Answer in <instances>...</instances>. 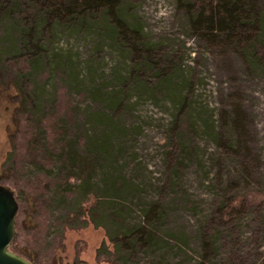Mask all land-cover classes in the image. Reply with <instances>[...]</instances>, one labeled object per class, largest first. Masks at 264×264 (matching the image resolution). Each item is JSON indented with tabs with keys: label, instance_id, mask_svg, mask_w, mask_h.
Masks as SVG:
<instances>
[{
	"label": "rangeland",
	"instance_id": "374dc122",
	"mask_svg": "<svg viewBox=\"0 0 264 264\" xmlns=\"http://www.w3.org/2000/svg\"><path fill=\"white\" fill-rule=\"evenodd\" d=\"M119 2L127 22L139 29L138 42L131 40L140 56L154 64L153 69L144 61H133L123 43L119 46L111 40L107 26L91 19L76 30H59L45 45L49 57L54 51L72 61L70 107L78 106L80 128L95 137L102 131L109 135L104 128L117 130L110 143L114 150L119 145L123 151L118 163L124 172L138 175L147 196L176 177L185 183L191 199L201 203L192 211L169 188L159 195L168 212V227L182 235L177 244L179 259L201 260L205 238L212 242L206 250V264H264V70L224 39L206 42L194 34L175 0ZM256 8L264 19V0H257ZM17 62L0 60V184L14 191L18 203L13 240L37 264H73L75 260L94 264L100 244L112 246L103 228L90 223L68 228L57 220L65 207L52 199L42 224L46 231L36 228L32 216L38 209L36 197L27 185L37 174L38 159L31 149L24 152L23 140H17L16 153L10 138L17 128L19 107L14 83ZM137 70L140 78L133 76ZM54 76L50 69L38 79L43 98L37 105L39 116L49 114L52 86L59 81L57 75L53 82ZM163 81L169 91L153 94L151 89H162ZM176 86L182 87L189 103L178 122L172 120ZM114 96L121 99V105L110 110ZM183 141L192 145V156L182 157ZM11 151L12 160L7 159ZM53 189L49 186L44 198L52 197ZM243 196L255 199L246 213L217 219L219 206ZM137 259L142 263L147 257L139 251ZM96 264L113 263L101 260Z\"/></svg>",
	"mask_w": 264,
	"mask_h": 264
},
{
	"label": "trees",
	"instance_id": "16d2710c",
	"mask_svg": "<svg viewBox=\"0 0 264 264\" xmlns=\"http://www.w3.org/2000/svg\"><path fill=\"white\" fill-rule=\"evenodd\" d=\"M175 1L194 34L206 42L224 39L235 49L246 53L257 67L264 70V19L256 8L257 0ZM125 12L120 8L119 0H0V60H18V65L13 67L19 107L15 112L17 128L10 137L12 147L17 153V140H23L26 142L24 152L31 149L38 159L35 163L37 174L27 185V189L36 197L34 206L38 208L32 216L36 228L46 231L42 224L48 202L52 199L65 207L64 214L57 220L68 228H83L88 223L94 228H103L112 246L109 248L103 241L96 249L94 264L101 260L113 264H206V250L212 242L204 241L205 238L201 244V260L189 262L186 256L182 260L178 258L177 244L182 240V235L178 236L168 227V212L160 202L159 195L169 188L175 195L178 193V198L184 199L185 206L192 211L201 203L191 199L184 188L185 183L176 177L169 179L167 185L161 186L153 196H147L142 182L137 181L138 175L124 172L123 164L118 163L123 151L119 145L114 150L110 143L117 130L104 128L109 135L102 131L99 137H95V134L88 135L80 128L78 106L70 107L72 61L65 53L54 51L49 57L45 49L46 43L53 41L54 34L59 30L65 27L76 30L91 19L95 21L94 24H105L111 40L119 46L123 43L122 47L128 48L133 61H144L149 69H153L154 64L150 65L148 58L140 56L138 47L132 41L138 42L136 36L139 29L127 22ZM50 69L56 74L53 82L57 75L59 81L57 86H52V99L49 101L51 111L39 116L41 111L37 105L43 98L38 79ZM138 74L137 70L133 76L140 78L141 73ZM182 87L176 86L177 91L172 92L175 97L173 103L177 105L172 114L175 122L184 118L181 114L188 103L186 93L182 94ZM156 89H151L155 95L169 91L166 83L162 89ZM122 92L120 90L124 95ZM120 105L121 99L114 96L109 109H118ZM186 110L188 117L190 110ZM93 116L96 120L100 117L98 112ZM171 125L175 126L173 122ZM185 143L183 141L180 147L183 158L193 155L192 145ZM11 154L12 151L7 159L12 160ZM178 165L182 166L181 162ZM176 176L180 177L177 172ZM43 182L45 185H42ZM51 185L54 187L53 196L44 198ZM250 197L234 198L222 204L218 207L217 219L228 220L246 213L247 205L255 201ZM9 248L37 264V259L28 251L18 249L16 240H12ZM139 251L147 257L142 263L137 259ZM78 263L81 261L73 262Z\"/></svg>",
	"mask_w": 264,
	"mask_h": 264
},
{
	"label": "water",
	"instance_id": "95a60500",
	"mask_svg": "<svg viewBox=\"0 0 264 264\" xmlns=\"http://www.w3.org/2000/svg\"><path fill=\"white\" fill-rule=\"evenodd\" d=\"M18 203L13 191L0 184V264H33L10 250L15 234V217Z\"/></svg>",
	"mask_w": 264,
	"mask_h": 264
}]
</instances>
